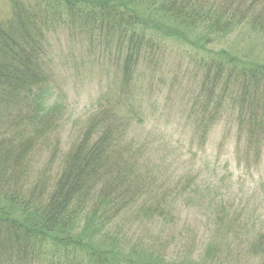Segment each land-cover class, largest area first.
I'll list each match as a JSON object with an SVG mask.
<instances>
[{
    "label": "rangeland",
    "instance_id": "rangeland-1",
    "mask_svg": "<svg viewBox=\"0 0 264 264\" xmlns=\"http://www.w3.org/2000/svg\"><path fill=\"white\" fill-rule=\"evenodd\" d=\"M14 7L48 33L47 67L40 61L43 70L34 73L44 84L31 89L50 94L51 107L40 122L27 118L30 99L0 105V155L34 133L32 178L51 156L59 162L80 140L107 133L113 152L153 177L154 196L141 200L163 201L166 215L129 209L94 232L93 244L112 249L114 242L125 256L163 264H264L248 248L264 232V142L252 148L236 136L232 110L220 103L224 86L209 92L199 67L264 70V0H0V28L14 19ZM118 40L139 42L130 70ZM213 108L219 113L208 119ZM103 125L110 129L98 134ZM86 226L94 228L80 219L75 233ZM0 229V264H7L14 251L5 254L17 249L6 248L9 231Z\"/></svg>",
    "mask_w": 264,
    "mask_h": 264
},
{
    "label": "trees",
    "instance_id": "trees-1",
    "mask_svg": "<svg viewBox=\"0 0 264 264\" xmlns=\"http://www.w3.org/2000/svg\"><path fill=\"white\" fill-rule=\"evenodd\" d=\"M65 7L67 10L66 4ZM14 8V19L6 28H0V105L8 110L25 97L34 109L27 118L44 122L50 114V94L32 95L31 88L44 84L43 77L34 73L43 70L40 61L47 67L48 33L43 26L35 25V17ZM136 39L141 40L139 36ZM117 43L119 51L125 53L123 68L130 70L138 63L135 58L139 42ZM230 65L231 62L217 63L213 68L199 67L207 88L210 86L209 92L217 89V84L224 86L220 103L226 101L232 110L236 136L246 138L248 146L258 148L264 142V70L257 69L250 75L246 68ZM213 109L206 111L208 119L219 113V108ZM0 115L3 124L5 114ZM19 118H14L19 124L27 121L26 116ZM103 128L110 126L103 125L98 134ZM105 134L95 141L89 137L80 140L59 162L51 156L45 168L36 171L32 178L27 170L31 162L28 156L37 145L34 133L13 152L0 155V226L9 231L6 248L17 249L5 254L14 251L6 259L7 264H13V258L27 264L47 258L63 264H163L151 258L136 260L125 256L114 242H110L112 249L93 244L94 235L105 231L129 209H141L143 214L154 218L166 215L163 201L141 200L154 196L148 187V180L154 182L153 177L136 172L133 163L128 164L124 157L113 152L107 145L109 134ZM82 218L94 228L89 230L86 226L75 233V225ZM231 224L239 226L235 221ZM248 248L256 249L264 257V232L257 234Z\"/></svg>",
    "mask_w": 264,
    "mask_h": 264
}]
</instances>
